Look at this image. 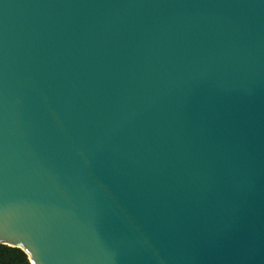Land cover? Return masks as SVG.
<instances>
[{"label":"water","instance_id":"95a60500","mask_svg":"<svg viewBox=\"0 0 264 264\" xmlns=\"http://www.w3.org/2000/svg\"><path fill=\"white\" fill-rule=\"evenodd\" d=\"M0 242L264 264V0H0Z\"/></svg>","mask_w":264,"mask_h":264},{"label":"trees","instance_id":"16d2710c","mask_svg":"<svg viewBox=\"0 0 264 264\" xmlns=\"http://www.w3.org/2000/svg\"><path fill=\"white\" fill-rule=\"evenodd\" d=\"M0 264H30V261L19 246L0 242Z\"/></svg>","mask_w":264,"mask_h":264}]
</instances>
